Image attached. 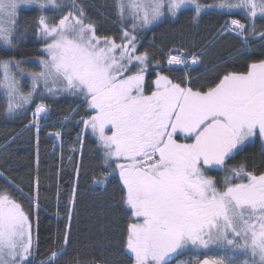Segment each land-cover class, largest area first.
Wrapping results in <instances>:
<instances>
[{
	"label": "snow or ice",
	"instance_id": "obj_1",
	"mask_svg": "<svg viewBox=\"0 0 264 264\" xmlns=\"http://www.w3.org/2000/svg\"><path fill=\"white\" fill-rule=\"evenodd\" d=\"M28 6L42 13L70 9L55 23L38 17L45 53L38 72L26 71V61L11 55L22 35L19 13ZM113 7L121 21L119 42L98 35L97 24L77 0H0V89L6 114L26 111L39 100L33 111L38 118L48 111L46 95L69 94L87 105L91 114L78 123L102 149V171L93 183L104 187L117 173L122 181L123 203L134 220L125 240L132 264H173L185 252L203 251L217 254L203 261L196 257L198 264H264V171L229 164L246 143L264 138V58L249 63L246 72L227 71L214 87L199 90L187 86L192 83L187 75L177 83L159 71L161 62L147 49L139 51L136 35L185 10L194 12V21L213 10L242 12L247 24L226 21L217 36L235 35L238 51L249 54L254 42L264 48V31L256 27V19H264V0H114ZM187 55L170 54L168 70L179 65L186 71L201 63L200 56L189 60ZM150 67L155 80L146 91ZM23 76L30 77L27 92ZM32 125L38 130V119ZM213 170L224 173L222 186L207 174ZM38 240L23 205L7 189L0 190V264H34ZM68 245L66 231L40 264H56Z\"/></svg>",
	"mask_w": 264,
	"mask_h": 264
},
{
	"label": "trees",
	"instance_id": "obj_2",
	"mask_svg": "<svg viewBox=\"0 0 264 264\" xmlns=\"http://www.w3.org/2000/svg\"><path fill=\"white\" fill-rule=\"evenodd\" d=\"M85 6L88 16L98 26L100 36L115 37L119 42L121 21L115 14L113 0H77ZM212 4L217 0H199ZM235 11V10H234ZM66 14V13H64ZM44 15L37 8L20 12L21 38L11 55L26 61L28 69L38 70L36 59L41 58L43 42L38 36L37 20ZM63 14L52 10L49 22L55 23ZM194 12L182 11L177 17L139 30V51L147 49L161 62L159 71L174 82L183 83L185 75L194 89L214 87L225 72H246L247 65L264 58V48L254 42L249 54L238 51L241 42L235 35L218 37L221 26L229 20L239 19L247 24L242 12L225 15L221 11L202 13L197 21ZM131 22L127 21L130 27ZM257 31H264V19H256ZM200 56V65L189 70L171 68L167 59L175 50ZM204 52V55H200ZM155 80L150 67L146 76V91ZM27 81H25V84ZM27 87V85H26ZM49 117L40 121L39 129L32 125L36 100L26 111L6 114V100L0 94V190L21 203L32 219L34 235L38 234V247L32 259L39 264L48 253L62 243L67 231L69 245L65 256L56 264H132L131 253L126 249V227L134 222L131 210L123 203L124 188L118 173L104 187H97L93 178L102 171V149L90 132H82L78 121L90 115L80 98L69 94L45 96ZM60 133V138L56 133ZM82 142V143H81ZM246 163L248 170L264 171V142L255 138L229 161V164ZM79 169V171H77ZM208 175L221 182L222 172L209 171ZM14 182L23 195L9 183ZM75 193L74 203L72 202ZM31 197V199H29ZM70 215V219H69ZM194 253L184 258L193 261ZM203 253L200 258L209 256Z\"/></svg>",
	"mask_w": 264,
	"mask_h": 264
},
{
	"label": "rangeland",
	"instance_id": "obj_3",
	"mask_svg": "<svg viewBox=\"0 0 264 264\" xmlns=\"http://www.w3.org/2000/svg\"><path fill=\"white\" fill-rule=\"evenodd\" d=\"M114 1V0H113ZM57 3H59V4H67L68 3V0H57ZM78 3V2H77ZM189 7H191V6H189ZM28 9L29 8H37L36 6H28L27 7ZM26 8V9H27ZM38 9V8H37ZM70 9L69 8H63V9H61V10H54L56 13H58V14H63L64 15V13H67V11H69ZM52 10H47V11H45V12H43V14L48 18V20H49V14H50V12H51ZM19 15H20V13H19ZM130 22H131V20H129ZM149 27H151V26H149ZM181 52H183V51H181V50H178V49H176L175 50V53H173V54H171V55H179ZM44 53V52H43ZM44 55H45V53H44ZM44 55L42 56V57H44ZM40 59V58H39ZM39 59H36L35 60V63H36V65L38 66V70H33V69H28V67L26 66V65H23L22 64V67H24L25 68V70L26 71H36V72H38V71H41V67L39 66V64H38V61H39ZM191 59V58H190ZM189 59V60H190ZM198 65H200V63L199 64H197V65H193L191 68H193V67H196V66H198ZM167 67H169L168 65H167ZM176 68H182V69H184L183 68V66H179V67H176ZM191 68H188L187 70H189V69H191ZM19 79H20V83H21V87H22V90L24 91V92H27V91H29L30 90V77H28V76H23V77H19ZM25 81H27V83L25 84ZM26 85H27V87H26ZM40 90L41 91H43V86L41 85V87H40ZM2 92H3V90L2 89H0V94H2ZM47 96V95H46ZM45 103V102H44ZM48 106V105H47ZM32 117H33V114H32ZM49 117V107H48V111L46 112V113H41V115L38 117V118H34L33 117V120L34 119H38V123H39V126H40V121L42 120V119H46V118H48ZM57 137V136H56ZM58 138V140H59V138H60V136L59 137H57ZM255 138H253L250 142H252L253 140H254ZM261 140L264 142V138H261ZM250 142H248V143H250ZM247 144V143H246ZM222 181H223V177H224V173L222 172ZM33 236H34V238H35V235H34V231H33ZM188 253H194V255H193V261H188V260H186V258H184L185 257V255L186 254H188ZM203 253H205V254H207V253H209L210 255L209 256H205V257H203V258H200L201 257V254H203ZM217 253L215 252V251H203V252H185L184 254H182L181 256H179V257H177L176 258V260H174L173 261V264H177V262L178 261H186L187 262V264H198V261H197V259H195L196 257H198L199 258V261H203L205 258H212L214 255H216ZM40 264V263H39Z\"/></svg>",
	"mask_w": 264,
	"mask_h": 264
},
{
	"label": "bare ground",
	"instance_id": "obj_4",
	"mask_svg": "<svg viewBox=\"0 0 264 264\" xmlns=\"http://www.w3.org/2000/svg\"><path fill=\"white\" fill-rule=\"evenodd\" d=\"M169 66V65H168ZM170 67V66H169ZM168 67V68H169ZM176 67H179V65H173V66H171V68H176ZM41 115V114H40Z\"/></svg>",
	"mask_w": 264,
	"mask_h": 264
},
{
	"label": "flooded vegetation",
	"instance_id": "obj_5",
	"mask_svg": "<svg viewBox=\"0 0 264 264\" xmlns=\"http://www.w3.org/2000/svg\"><path fill=\"white\" fill-rule=\"evenodd\" d=\"M177 139H181V137L178 136ZM181 142H183V140H181Z\"/></svg>",
	"mask_w": 264,
	"mask_h": 264
}]
</instances>
